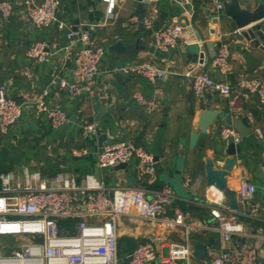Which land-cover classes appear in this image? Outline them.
Instances as JSON below:
<instances>
[{"label":"crops","instance_id":"1","mask_svg":"<svg viewBox=\"0 0 264 264\" xmlns=\"http://www.w3.org/2000/svg\"><path fill=\"white\" fill-rule=\"evenodd\" d=\"M3 1V0H0ZM13 12L3 18L0 15V84L7 87L9 95L26 107L37 98L43 97V89L49 93L44 97L51 106L67 110L69 121L62 128H54L46 116L25 110L20 120L8 133L0 131V175L13 173L14 179L24 183L26 175L38 173L46 184L58 176L68 174L81 184L86 173H92L104 180L109 195L115 187L146 189L147 197L169 183L175 190V200L167 207L161 220L150 221L137 215L121 217L119 235L130 237L138 243L154 240L163 252L172 243L193 242L202 239L207 243L209 256L192 259L193 264H207L219 249L226 246L216 231V221L210 215V205L205 198L208 186L201 170L205 157L223 159L229 157L230 143L223 141L220 128L238 120L248 127L241 142L236 144V164L228 178V186L236 190L244 178L257 186L252 204L259 211L249 214L251 204L239 202L242 234L234 237L232 244L256 248L264 261V107L257 95L247 94L237 85L242 77L258 76L264 79V51L254 47L238 32L243 31L237 22V15L245 12L263 13L244 28L260 23L264 30V0H227L228 11L217 8L207 0H194L187 13L174 0H61L59 16L62 22L73 27H83L92 34L97 44L106 46V54L100 65V74L95 81V94L72 96L67 91L50 85L54 74L72 77L74 62L64 46L67 42L66 29L57 25L38 28L27 17V8L41 0H12ZM155 9L154 28L165 24L181 22L184 36L174 49L161 50L154 46L151 29L143 25L142 18ZM138 21L133 17L138 16ZM185 40L187 42H185ZM47 43L50 54L45 62L34 61L27 50L31 44ZM122 42L123 52L111 49L114 43ZM214 42L218 51L221 43L230 48V70L219 76L210 66ZM122 66L132 62H148L164 69L167 79L151 81L141 74L126 73ZM207 71L231 86L229 95L205 92L197 96L191 87L187 72ZM114 78L124 85L125 93L109 87ZM142 94L146 103L138 102L136 94ZM99 96L107 111L99 122L93 124L107 133L108 142L133 139L144 145L153 155L157 170L151 174L141 168L134 159L123 168H101L97 163L101 145L98 134L84 137L87 116L96 114L95 97ZM211 102L222 109L206 133L200 132L197 145L191 147L193 131H200L198 118L206 104ZM103 143V144H104ZM88 147L83 156H73L75 148ZM0 181V188H1ZM182 211L191 225H176V214ZM66 221L63 222L65 226ZM70 223V226L71 227ZM128 240L120 243V255L126 252ZM126 252H125V251Z\"/></svg>","mask_w":264,"mask_h":264},{"label":"built area","instance_id":"2","mask_svg":"<svg viewBox=\"0 0 264 264\" xmlns=\"http://www.w3.org/2000/svg\"><path fill=\"white\" fill-rule=\"evenodd\" d=\"M217 8H223L221 0H207ZM185 12L193 6L194 0H174ZM61 0H41L32 3L26 11L29 20L38 28L57 25L66 29L67 42L64 49L74 62L72 77L54 74L49 84L67 91L72 96L95 94V81L100 74V65L106 54V46L97 44L89 30L73 27L62 22L59 16ZM115 6L110 0L109 10ZM14 9L12 0L0 1V15L7 18ZM155 9L142 18L143 25L151 29L154 46L161 50L176 48L184 36L185 26L181 22L165 24L154 28ZM189 13H192L191 11ZM139 15L133 20L138 21ZM241 34V30H238ZM185 42H187L185 40ZM47 43L38 41L30 45L27 54L37 62L49 59ZM230 48L228 43H221L210 66L222 74L229 70ZM126 73L141 74L151 81H165L164 69L148 62H132L121 66ZM195 95L205 92L229 95L231 86L207 71L187 72ZM237 85L247 94H255L259 104L264 107V79L258 76L242 77ZM43 97L23 107L9 95L7 87L0 84V131L5 134L11 130L23 116L25 110H32L37 115H45L54 128H62L69 121L67 110L60 106H51L44 97L49 93L43 89ZM135 99L146 103L140 93ZM84 137L97 133L93 123L85 124ZM220 138L227 142H241V135L231 124L223 125ZM88 147L75 148L73 156H83ZM136 159L141 168L155 173L157 170L154 155L133 139L104 143L98 152L96 163L103 169L114 167L123 162ZM0 264H121L128 255L131 259L126 264H193V244L191 241L172 243L167 251L162 252L154 240L138 243L122 257L120 251L119 221L121 217L137 215L150 221L161 220L167 207L175 200L174 188L166 183L161 190L147 197L146 189L115 187L109 195V187L103 179L92 173H86L81 184L71 175L58 176L51 184L40 180L38 173L26 175L25 182L14 179L13 173L0 175ZM257 186L248 178L241 180L236 188L240 203L251 204L249 214L255 215L259 206L253 204ZM210 205V215L216 221V231L226 245L213 255L207 264H264L259 252L254 247L232 244L235 236L243 233L239 210H232L227 197L218 187L210 186L205 192ZM174 220L176 225H191L185 214L180 211ZM73 220V228L63 224ZM72 225V224H71ZM264 237V236H263ZM11 248L10 250H8Z\"/></svg>","mask_w":264,"mask_h":264},{"label":"water","instance_id":"3","mask_svg":"<svg viewBox=\"0 0 264 264\" xmlns=\"http://www.w3.org/2000/svg\"><path fill=\"white\" fill-rule=\"evenodd\" d=\"M223 3V11H228L230 7V1L227 0H221ZM263 16L262 12L258 13H251V12H245L240 15L236 16V20L238 22L239 27L243 29L242 35L250 42V44L254 47H259L264 51V30L262 29V26L260 23L250 25L248 28H244L249 23L255 19H259L260 17ZM209 47L212 48V57L216 55L217 50L214 49V42L208 44ZM125 46L124 44L120 41L117 43H114L111 46V49H113L115 52H123ZM124 63V59L120 60L119 65L122 66ZM219 76H224L222 73H218ZM109 87H114L117 89V92L119 94H124L125 93V88L124 85L119 83L117 80L114 78L110 79L109 81ZM94 108L96 110V114L87 116V120L89 123H94V122H99L103 116V114L107 111V108L104 107L102 104V101L100 100L99 96L95 97V104ZM222 109L216 108L215 105H212L211 102L206 104V107L201 110L198 122L200 127V131H193L190 142H191V147H195L197 145V140L199 138L200 132L206 133L208 131V128L214 124L215 119L218 115H221ZM228 121L230 123H233L237 126V128L240 130V133L242 136L245 135V133L248 131V127L239 122L238 120L232 121L231 117H227ZM97 134H98V143L99 145L103 146V143L105 140H107V133H103L101 129H97ZM236 143L231 142L227 148V154L229 157H226L224 162L221 164L220 163V158L218 155L216 157H205L204 158V166L201 170L202 174L204 175L206 182L208 186H215L216 188L218 187L220 190H222L223 194L225 197H227L229 206L232 210H237L240 206L238 197L236 196V192L232 190L228 186V178L227 176L230 175L231 171L233 170L237 160H236ZM127 165L126 162H123L121 164L116 165L115 167L123 168ZM193 251L192 254L193 256L197 259H204L205 257L209 256L208 248H207V243L204 242L202 239H193ZM131 259V255H128L126 260L122 261L121 264H126L128 260Z\"/></svg>","mask_w":264,"mask_h":264},{"label":"trees","instance_id":"4","mask_svg":"<svg viewBox=\"0 0 264 264\" xmlns=\"http://www.w3.org/2000/svg\"><path fill=\"white\" fill-rule=\"evenodd\" d=\"M70 223H72V225H71V229L73 230L74 228H73V220H69V224H68V227L70 226ZM65 224L67 225V222H65ZM125 240H128V247H125V249L126 250H130L131 249V247L132 248H134L137 244H138V242L137 241H135V240H133V239H131L130 237H122V238H120V243H122V241H125ZM125 251V250H124ZM126 252V251H125Z\"/></svg>","mask_w":264,"mask_h":264},{"label":"rangeland","instance_id":"5","mask_svg":"<svg viewBox=\"0 0 264 264\" xmlns=\"http://www.w3.org/2000/svg\"><path fill=\"white\" fill-rule=\"evenodd\" d=\"M66 222H67V225L69 224V220H66ZM72 231H74V229L72 230ZM149 240V239H148ZM145 241V240H144ZM11 248H9L8 250H10ZM119 256H121L120 255V253H119ZM122 257V256H121Z\"/></svg>","mask_w":264,"mask_h":264}]
</instances>
